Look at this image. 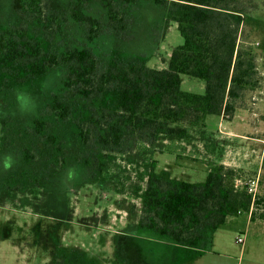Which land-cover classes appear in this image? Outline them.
<instances>
[{"label": "rangeland", "instance_id": "obj_1", "mask_svg": "<svg viewBox=\"0 0 264 264\" xmlns=\"http://www.w3.org/2000/svg\"><path fill=\"white\" fill-rule=\"evenodd\" d=\"M49 1L60 12L63 33L46 32L34 19L20 15L18 0H0V28L18 21L47 50L83 48L88 43L86 31L70 17L74 1ZM169 11L170 3L158 5L154 0L128 6L130 29L121 35L105 32L90 44L102 69L108 68L112 58L168 68L174 49L184 42ZM86 12L107 20L99 0L87 3ZM242 18L238 45L253 51L261 84L233 115H210L193 126L184 123L187 135L183 138L167 133L153 138L147 131L126 138L119 150L84 145L77 124L88 118L91 104L72 98L73 113L67 122L45 112L55 93L63 95L66 66L27 83L0 73V264H167L165 241L138 227L152 170L204 184L209 171L222 165L234 173L227 180L230 186L264 196V0L252 17ZM182 88L204 94L206 82L182 75ZM21 95L28 107H22ZM100 105L115 109L112 90L95 104ZM38 117L50 122V132L62 142V152L32 131H20L33 127ZM2 120L7 123L6 137ZM170 126L180 127L178 123ZM26 148L35 154L30 163L25 161ZM250 211L264 220L259 217L264 214V203L253 204ZM248 213L230 216L214 232L211 246L196 252L179 248L174 258L181 262L208 250V256L214 253L222 264H264V225L248 226ZM246 232L243 246L237 239Z\"/></svg>", "mask_w": 264, "mask_h": 264}, {"label": "trees", "instance_id": "obj_2", "mask_svg": "<svg viewBox=\"0 0 264 264\" xmlns=\"http://www.w3.org/2000/svg\"><path fill=\"white\" fill-rule=\"evenodd\" d=\"M73 1L70 17L86 31L88 43L83 48L47 50L41 40L30 36L26 24L17 21L0 28V73L17 83H27L66 66L63 95L55 93L46 103L45 112L67 122L73 113L72 98L80 97L91 104L88 118L77 124L84 145L94 143L106 150H119L126 138L147 131L153 138L161 133L183 138L187 135L184 123L193 126L210 115H233L248 93L261 84L253 51L238 45L241 17H252L260 0H154L158 5L170 3V21L178 24L184 38L165 69L149 67L146 61L122 63L115 58L102 69L90 45L105 32H127L131 26L127 8L138 0H99L107 20L86 12V4L95 0ZM17 9L46 32L64 31L60 12L49 0H18ZM182 75L204 80L206 92L183 90ZM109 90L114 92L115 109L95 106ZM171 123L180 127H172ZM2 124L5 136L7 123L2 120ZM20 131H32L63 151L62 142L50 132L45 117L36 118L33 127ZM24 157L30 163L35 154L26 148ZM229 176H234L233 171L221 165L209 171L204 184H197L152 170L142 196L139 229L196 250L211 246L214 232L230 216L251 212L253 204L264 203V196L230 186ZM251 213L253 220L258 219ZM259 217L263 219L264 214Z\"/></svg>", "mask_w": 264, "mask_h": 264}, {"label": "crops", "instance_id": "obj_3", "mask_svg": "<svg viewBox=\"0 0 264 264\" xmlns=\"http://www.w3.org/2000/svg\"><path fill=\"white\" fill-rule=\"evenodd\" d=\"M253 224H256L257 226L264 225V220H261L259 218L253 220L252 219V214L251 213H248V226L249 225H253ZM244 236H245V243H246L247 232H246V234ZM162 245H164L163 246L164 250L166 252H169V257H168V259L165 260L167 262V264H193L194 261H196L194 264H199V262L202 259L204 261L203 264H222L219 261V258H218L219 256L215 255L214 253L211 254L210 256H208V254H209V252H207L208 250L207 251H202L203 254H201L199 256H190L187 259H185L184 261H181L180 262L178 260L179 257L174 258V256H176V254H177V251H179L177 249H179V248L180 249H186L187 252H189V251L196 252L197 250L196 249H192V248H188V247H185V246L176 245V244H173V243L168 242V241H165L164 243H162ZM244 246H245V244H244ZM198 252H200V251H198ZM200 264H202V263H200Z\"/></svg>", "mask_w": 264, "mask_h": 264}, {"label": "clouds", "instance_id": "obj_4", "mask_svg": "<svg viewBox=\"0 0 264 264\" xmlns=\"http://www.w3.org/2000/svg\"><path fill=\"white\" fill-rule=\"evenodd\" d=\"M19 99L22 101V107H28L29 105H28V102L26 101V99H25V97L23 96V95H21L20 97H19ZM10 159V158H9ZM10 166V164L6 161V163H5V167H9ZM71 175H72V172L71 171H69V177H71Z\"/></svg>", "mask_w": 264, "mask_h": 264}, {"label": "built area", "instance_id": "obj_5", "mask_svg": "<svg viewBox=\"0 0 264 264\" xmlns=\"http://www.w3.org/2000/svg\"><path fill=\"white\" fill-rule=\"evenodd\" d=\"M237 243L239 244H242L244 246L245 244V236H240L238 239H237Z\"/></svg>", "mask_w": 264, "mask_h": 264}]
</instances>
